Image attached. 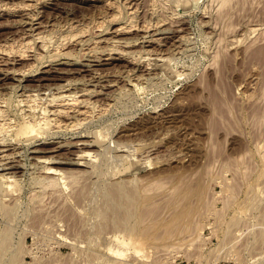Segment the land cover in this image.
I'll list each match as a JSON object with an SVG mask.
<instances>
[{
	"label": "rangeland",
	"instance_id": "obj_1",
	"mask_svg": "<svg viewBox=\"0 0 264 264\" xmlns=\"http://www.w3.org/2000/svg\"><path fill=\"white\" fill-rule=\"evenodd\" d=\"M220 1L0 0V48L14 49L8 68L27 66L12 55L24 44L39 52L32 40L47 41L43 63H32L23 78L0 81L13 123L0 141L18 144L21 166L7 177L0 167V204L12 208L6 216L0 205V264H264V0ZM23 5L34 6L17 9ZM114 15L118 21H109ZM114 41H128L124 53L145 59L102 55L98 64L106 65L96 68L107 76L93 83L100 100L82 127L51 132L25 117L19 102L28 94L67 78L88 83V71L78 66L82 51L110 50ZM58 48L72 56L56 59L51 52ZM70 68L72 75L57 74ZM112 82L118 87L104 88ZM79 138L96 143L93 158L67 150ZM59 144L60 160L45 152L38 161L33 153ZM67 157L92 164L80 166L85 172L73 184L70 175L56 177L54 186L41 182L43 165ZM114 183L149 197L142 204L154 213H143L140 231L120 213ZM187 222L192 232L180 236Z\"/></svg>",
	"mask_w": 264,
	"mask_h": 264
},
{
	"label": "bare ground",
	"instance_id": "obj_2",
	"mask_svg": "<svg viewBox=\"0 0 264 264\" xmlns=\"http://www.w3.org/2000/svg\"><path fill=\"white\" fill-rule=\"evenodd\" d=\"M37 1V0H36ZM108 2H109V0H108ZM222 4H223V6H225V5H227V3L229 2L228 0H221L220 1ZM34 3V2H33ZM36 3V2H35ZM34 5H36V4H34ZM34 5H28V6H26V5H23V6H18L19 8H17V9H19L20 11H22V12H27L30 8H32ZM105 5H107L106 3H105ZM220 5V4H219ZM14 6V5H13ZM109 8H108V10L111 8L110 6H111V4L109 5H107ZM17 7V6H16ZM114 7V6H113ZM231 7V6H230ZM226 8V7H225ZM112 9V8H111ZM117 9V8H116ZM230 9V8H229ZM9 10V9H8ZM12 10V9H11ZM224 10V9H223ZM112 11H115V10H112ZM220 11V10H219ZM154 12V11H153ZM226 12V11H225ZM224 12V13H225ZM219 13V12H218ZM117 14V13H116ZM115 14V15H116ZM31 15V14H30ZM115 15L112 17V18H110V20L109 21H112L113 22V20H116L117 19V17H116V19H115ZM117 16V15H116ZM224 16V15H223ZM118 18H119V16H118ZM231 18V17H230ZM223 20V19H222ZM33 21V20H32ZM108 21V23H110L111 24V22H109ZM116 21H118V19L116 20ZM114 23H115V21H114ZM229 24V23H228ZM104 24L103 23H100L99 24V27L100 28H102V26H103ZM160 25V24H159ZM105 27V26H104ZM120 27V26H119ZM230 27V26H229ZM129 28H132V21L131 22H129L127 25H125V27H122V28H119V29H116V31H115V33H116V35H118V34H121L122 35V33L123 32H127V30L129 29ZM146 29H147V27H146ZM146 29H143V30H145L146 31ZM148 31H149V28L147 29ZM84 31L85 32H87L88 30H86V29H84V30H82V34H84ZM252 31H256V29H252L251 30V32ZM250 32V31H249ZM37 33V32H36ZM143 33H144V31H143ZM232 33V32H231ZM261 33V32H260ZM146 34H148V33H146ZM145 34V35H146ZM158 34V33H157ZM156 34V35H157ZM162 34V33H161ZM227 34V33H226ZM152 35V34H151ZM144 36V35H143ZM149 36V35H148ZM145 37V36H144ZM150 37H153V35L152 36H150ZM73 39V38H72ZM143 39H145V38H143ZM152 39H154V38H152ZM181 39V38H180ZM249 39V38H248ZM32 40V39H31ZM53 40V39H52ZM68 40V39H67ZM149 40V39H148ZM154 40H156V38L154 39ZM154 40H152V41H154ZM70 41V40H69ZM110 41H112V40H110ZM147 41V40H146ZM158 41H161V40H158ZM226 41V40H225ZM232 41V40H231ZM45 42H47V41H45V37H42V36H40V35H37V37H35L33 40H32V43H31V46L32 45H34V44H36V50L38 49V51L39 52H31L30 51V48H31V50H33L32 49V47H30V41H29V43H26V44H24L25 45V47H23V48H26V50L27 51H23V48H22V51H18L17 50V52L15 53V54H12V55H15L14 57H15V59H16V63L18 62H21V61H24V59L25 60H28L29 62H28V64H26L27 66L26 67H24L23 69H21L20 68V70H11V67L10 68H8L7 67V65H8V62H11V61H9L8 60V58L10 57V55H9V53L11 52V51H14V49H12L13 47V45L11 46V48H9L8 46H6V47H4V48H0V81H3L4 79H5V77L7 76V75H10V74H13L14 76H16V77H18V79L19 78H23L24 77V75L25 74H27V73H29L28 71H30L31 69H32V66H31V64L32 63H34L35 64V62H40V63H43V53L44 52H47V47H46V45H47V43H45ZM77 42V41H76ZM88 42V41H87ZM123 42V41H122ZM121 41H114V43H113V49H111L110 48V50H104V51H100V49H98V48H88L89 50H86V51H82L83 52V54H82V56L84 57V60L82 61V63H80L78 60L76 61H74V62H72L71 61V63H69L68 61V63L66 62V63H63L64 65H66V66H75V65H78V62L80 63V65H78V66H81L80 68H82L80 71H82V70H84V71H88V74L90 75L89 77H90V79L87 81L88 83H86L85 81H82V82H77V81H74V80H63L62 81V83L61 84H58L57 83V85H55L54 87H49L48 89L46 88V92H42V93H30V94H26L27 96L23 99V100H19L20 102V106H22L23 108V111L22 112H24V115H25V117L28 119V120H32V122H33V120L34 119H38L39 121H43L45 124H46V130L48 129V130H51V132L53 131V132H61V131H65L66 133L67 132H72L73 133V131H75V130H77L78 128L77 127H82V126H79L80 124H81V122H85L84 120L85 119H87L88 118V114L90 113L91 114V112H90V110L96 105L97 106V101H99L100 99H96L100 94H99V92H97L96 90H95V88L93 87L94 85H93V83L94 82H100V83H102V82H104V80H105V76H107L105 73H103V72H100L99 71V69L98 68H96V67H98V66H102V65H104V64H102V65H100V64H98V62H99V60L101 59V57H102V55H107V56H113V55H118L120 58L121 57H125V58H127V59H129L130 61L129 62H131V63H135V64H137L138 62L140 63V61H142V60H144L145 58L143 57V56H140V57H136V56H138V55H136L135 56V54L134 55H131V51L129 52L130 54H125L124 53V48H125V46L126 45H128L129 43H122ZM148 42V41H147ZM150 42H151V40H150ZM220 42V41H219ZM238 42V41H237ZM236 42V43H237ZM61 43V42H60ZM152 43V42H151ZM150 43V44H151ZM155 43H157L156 41H155ZM46 44V45H45ZM100 44V43H99ZM174 44V43H173ZM131 45V44H130ZM23 46V45H22ZM21 46V47H22ZM29 46V47H28ZM97 47V46H96ZM14 48H15V46H14ZM49 48V47H48ZM16 49H18V48H16ZM20 49V48H19ZM109 49V48H108ZM122 49V50H121ZM82 50V49H81ZM50 52V51H49ZM53 53V56L56 58V59H58V58H63V57H71L72 55L70 54V53H67V52H65L64 51V49H61V48H58V49H54V50H52V52H51V54ZM136 53H138V52H136ZM141 54V53H140ZM147 55V54H146ZM77 57V56H76ZM79 57V56H78ZM83 57H82V59H83ZM150 57V56H149ZM157 57V56H156ZM49 58V57H48ZM103 58V57H102ZM152 58V57H151ZM160 58V57H159ZM159 58H157V60L159 59ZM10 59V58H9ZM52 59V58H51ZM65 59V58H64ZM72 59V58H71ZM107 60H108V58H106ZM126 59V60H127ZM12 60V59H11ZM53 60H55L54 58H53ZM62 60V59H61ZM102 60V59H101ZM148 60V59H147ZM150 60V59H149ZM165 60V59H164ZM13 61H15V60H13ZM84 61H86V62H84ZM103 61V60H102ZM102 61H100V62H102ZM158 61H161L160 59L158 60ZM162 61H163V59H162ZM161 61V62H162ZM166 61V60H165ZM164 61V62H165ZM218 61V60H217ZM60 62H62V61H60ZM84 62V63H83ZM137 62V63H136ZM15 63V64H16ZM23 63V62H22ZM58 63V62H57ZM107 63V62H106ZM109 63V62H108ZM107 63V64H108ZM138 63V64H139ZM153 63V62H152ZM10 64V63H9ZM24 64V63H23ZM23 64H22V67H23ZM33 64V65H34ZM36 65V64H35ZM106 65V64H105ZM141 65V64H140ZM138 66V65H137ZM17 68V67H16ZM73 68V67H72ZM148 68V67H147ZM150 68V67H149ZM148 68V69H149ZM65 69V68H64ZM67 69V68H66ZM136 69V68H135ZM144 69V68H143ZM142 69V70H143ZM154 69V68H153ZM33 70V69H32ZM147 70V69H146ZM152 70V69H151ZM53 71V70H52ZM118 71V70H117ZM122 71H124V70H122ZM129 71V70H128ZM145 71V70H144ZM74 71H72L71 72V68H70V70L68 69L67 71H65V70H62V71H59L58 70V72H57V74L58 73H63V74H70L71 73V75H72V73H73ZM83 72V71H82ZM126 72V71H125ZM146 72V71H145ZM148 72V71H147ZM152 72V71H151ZM86 73V72H85ZM118 73V72H117ZM121 73V72H120ZM135 73V72H134ZM75 74V73H74ZM130 74V73H129ZM128 74V75H129ZM133 74V73H132ZM148 74V73H147ZM150 74V73H149ZM134 75V74H133ZM138 75V74H137ZM142 76H143V74H142ZM142 76L141 77H138V78H136V81H139V80H142V79H144V78H142ZM150 76V75H149ZM88 77V78H89ZM114 77H116V76H114ZM134 77V76H133ZM124 78V77H123ZM126 78V77H125ZM135 78V77H134ZM52 80V79H51ZM76 80V79H75ZM80 80V79H79ZM121 81H125V80H121ZM107 82V81H106ZM117 82V81H116ZM116 82L114 83V82H112L111 84H107V86L105 85L104 86V88L106 87H109V88H114V87H116L117 85H116ZM126 82V84H128V85H131L132 83H133V80H129V82L128 81H125ZM135 82V81H134ZM103 84V83H102ZM92 86V87H91ZM100 87V86H99ZM118 87V86H117ZM129 87H132V86H129ZM3 89V88H2ZM120 89V88H119ZM31 90H33V89H31ZM35 91V90H34ZM39 92V91H38ZM99 94V95H98ZM98 95V96H97ZM2 98V97H1ZM0 98V134H5L7 131H8V129H12V126H11V124L13 125V123L9 120V116H8V100L7 99H1ZM4 98V97H3ZM18 100V99H17ZM18 103V104H19ZM34 104H36V106L34 105ZM99 104V103H98ZM103 105V104H102ZM107 105V104H106ZM101 106V105H100ZM98 108H99V106H98ZM97 108V109H98ZM103 108V107H102ZM96 109V108H95ZM96 109V110H97ZM93 110V109H92ZM91 110V111H92ZM107 110V109H106ZM94 111V110H93ZM95 112V111H94ZM102 113V112H101ZM23 114V113H22ZM92 114H93V112H92ZM91 116V115H90ZM91 118V117H90ZM261 118V117H260ZM27 119H25L26 121H27ZM88 120V119H87ZM90 120V119H89ZM36 120H34V122H35ZM91 121V120H90ZM42 122V123H43ZM87 123V122H86ZM38 124V123H37ZM36 124V125H37ZM82 125H83V123H82ZM18 129V128H17ZM29 130V128L27 129V130H25V131H28ZM38 131H40V130H38ZM12 132V131H11ZM20 132V131H19ZM16 133V132H15ZM25 133V132H24ZM102 133V132H101ZM107 133V132H106ZM20 134V133H19ZM33 134V133H32ZM7 135V134H6ZM35 135H36V133H35ZM101 135V134H100ZM5 136V135H4ZM32 136V135H31ZM3 137V136H2ZM6 137V136H5ZM23 137V136H22ZM89 137H91V136H89ZM26 138V137H25ZM88 138V137H87ZM87 138H79L75 143H70L69 145H64L65 147H67V150H68V148L69 147H75V148H77V150H78V155L80 154L81 156L82 155H84V156H91V158H93L92 157V154H91V152H90V150H91V147L93 146L94 147V145L96 144V143H92L91 141L93 140H91L90 141V139H87ZM97 138V137H96ZM135 138V137H134ZM3 141H0V167L2 168V170L4 171L3 173H4V175H3V177H7L8 176V174L10 175V174H16L17 172H19L18 171V169L21 167L20 166V149L17 147V145L15 146V145H13L10 141H8V140H6V139H2ZM13 142V141H12ZM56 142V141H55ZM69 143V142H68ZM68 143H66V144H68ZM63 144H65V143H63ZM63 144H62V146L59 144V146H54V147H52L51 148V150L50 151H40V150H36V151H34L33 153L36 155V157L39 155V156H41L40 155V153H47V152H49L50 154V157H48V159H58V155L57 156H55L56 155V152L61 148V147H64L63 146ZM58 145V144H57ZM74 148V149H75ZM70 149H72V148H70ZM120 149V148H119ZM33 150V149H32ZM76 150V149H75ZM93 151H94V149H92ZM99 150V149H98ZM97 151V150H96ZM119 151V150H118ZM38 153V154H37ZM59 154V153H58ZM45 154H43L42 155V157L44 156ZM48 155V154H47ZM48 155V156H49ZM39 156H38V161H39ZM83 156V157H84ZM96 157V156H95ZM262 157V156H261ZM41 158V157H40ZM61 158V157H60ZM65 158V157H64ZM69 157H67V159H66V161L64 162V161H62V162H56V163H53V164H48V165H43V169L41 170L42 172H43V180L41 181V182H47V184H46V182H45V184L46 185H49V184H52L53 186L54 185H56L55 183H56V181H57V178L56 177H58V176H65V179H66V175H70V177H71V179L72 178H75L76 177V175L77 174H83L85 171H82V169L84 168H82V169H79V168H81L80 166H85L84 164H87V166L88 165H90L89 163H91V162H89V161H84L83 162V160H82V162L81 161H75V160H71V158L70 159H68ZM87 158V157H86ZM105 158V157H104ZM36 159V158H35ZM43 159V158H42ZM47 159V158H46ZM133 159V158H132ZM58 160H60V159H58ZM64 160V159H63ZM80 160V159H79ZM134 160H136L135 158H134ZM263 160V159H262ZM37 161V162H38ZM37 162H36V164H37ZM64 162V163H63ZM118 162V161H117ZM40 163V162H39ZM121 163V162H120ZM44 164V163H43ZM58 164H65V165H67V166H69V167H75L76 169H78V172H73V171H68V172H66V171H62L60 168H58L57 166H58ZM92 164V163H91ZM140 164V163H139ZM25 165V164H24ZM42 165V164H41ZM40 165V166H41ZM57 165V166H56ZM60 166V165H59ZM100 167V166H99ZM74 168V169H75ZM75 169V170H76ZM69 170H72V169H69ZM63 172V173H62ZM64 172H66L65 174H64ZM245 172V171H244ZM78 176V175H77ZM85 176V175H84ZM245 176V175H244ZM79 177V176H78ZM2 178V177H1ZM10 178V177H9ZM69 177H67V179H68ZM17 179V178H16ZM62 180H63V178H62ZM61 180V181H62ZM73 180V179H72ZM79 180V179H78ZM39 181V180H38ZM60 181V180H59ZM67 181V180H66ZM63 182V181H62ZM135 182H137V181H135ZM58 183V182H57ZM71 183V182H70ZM74 183V180H73V182H72V184ZM155 183V182H154ZM156 184H158V183H156ZM42 185H43V183H42ZM60 185V184H59ZM59 185H57V187L59 186ZM142 185V184H141ZM41 186V185H40ZM44 186V185H43ZM52 186V187H53ZM135 186V185H134ZM133 186V187H134ZM158 186V185H157ZM113 187V190L115 191L114 193L116 194V196L119 198V203L120 204H118V206L120 207H118L119 208V210L120 209H122L123 211H120V213L121 212H124L123 214H124V220L126 219L127 221L126 222H128V223H130L133 227V229L134 230H139L140 229V227H142L141 226V224L143 225L145 222H143L146 218H145V216H150L149 215V212L150 213H154L153 211L154 210H146V208H147V206L145 207V203H148L149 204V202H145L144 200H148L149 199V197H147L146 196V198H145V196H143V195H141L140 196V194H139V190L137 191L136 189H135V187L133 188V189H131L130 187V189L129 190H126V189H128V188H126L125 189V187H123L122 185H120V184H115L114 183V185L112 186ZM158 188V187H157ZM160 188V187H159ZM162 188V187H161ZM57 189V188H56ZM141 189H143V188H141ZM60 190V189H59ZM74 190V189H73ZM111 190V189H110ZM71 191V190H70ZM81 192V191H80ZM145 192V191H144ZM201 192V191H200ZM61 193V192H60ZM202 193V192H201ZM207 194V193H206ZM33 195V194H32ZM82 195V194H81ZM101 195V194H100ZM208 195V194H207ZM144 197V198H143ZM144 200H143V199ZM15 199V198H14ZM41 199V198H40ZM187 199V198H186ZM199 199V198H198ZM38 200V199H37ZM117 200V199H116ZM175 200V199H174ZM32 201V200H31ZM99 201V200H98ZM145 202V203H143L142 204V202ZM173 201V200H172ZM205 202V201H204ZM100 204V203H99ZM115 204V203H114ZM117 204V203H116ZM141 204H142V206H141ZM172 204V203H171ZM1 206H2V208H3V210L4 211H6V213H8L9 211H10V209L12 210V208L10 207V206H7V205H2V203L0 204ZM9 205V204H8ZM254 205V204H253ZM117 206V205H116ZM144 206V208H145V211L143 210L144 208H142ZM255 206V205H254ZM99 207V206H98ZM97 207V208H98ZM13 208H14V206H13ZM251 208V207H250ZM110 209V208H109ZM3 210H0V211H3ZM18 211V210H17ZM110 211V210H109ZM11 212V211H10ZM97 212V211H96ZM116 212V211H115ZM145 212H148V213H146L145 215L143 214V213H145ZM24 213V212H23ZM191 213V212H190ZM9 214L10 213H8V214H6V216L8 215L9 216ZM34 215V214H33ZM153 215V214H152ZM154 216V215H153ZM96 218V217H95ZM109 218V217H108ZM145 218V219H144ZM15 219V218H14ZM106 220V219H105ZM109 220V219H108ZM157 220V219H156ZM143 222V223H142ZM155 222V221H154ZM103 223V222H102ZM118 223L120 224V223H122V222H119L118 221ZM159 223V222H158ZM239 223V222H238ZM115 224V223H114ZM237 224V223H236ZM153 225H154V223H153ZM184 225V224H183ZM182 225V226H183ZM238 225V224H237ZM182 226H180L179 228H181ZM106 227V226H105ZM177 227V226H176ZM191 224L189 223V222H187V224L186 225H184V227L183 228H181V230L179 229H177L179 232L181 231V232H186V233H188L189 231H191ZM104 228V227H103ZM146 228V227H145ZM102 229V228H101ZM149 229V228H148ZM105 230V229H104ZM177 230H175V232L174 233H176V231ZM233 230V229H232ZM140 231V230H139ZM6 232H7V230H6ZM170 232V231H169ZM168 232V233H169ZM180 232V236L182 235V233ZM192 232V231H191ZM4 233V232H3ZM141 234H142V232H140ZM171 233V232H170ZM178 233V232H177ZM230 233V232H229ZM258 234V233H257ZM172 235V233L170 234V236ZM261 235V234H260ZM169 236V235H168ZM173 236V235H172ZM175 236V235H174ZM7 237H9L8 236V233H6L4 236H3V241H5L6 242V239H7ZM158 237V236H157ZM260 237V241H261V243L262 244H264V234H262L261 236H259ZM11 238V237H10ZM169 238V237H168ZM159 239H160V237H159ZM167 240V239H166ZM3 241H1V242H3ZM160 241V240H159ZM156 242V241H155ZM6 244V243H5ZM258 244V243H257ZM1 245H3V244H1ZM0 245V246H1ZM161 246V245H160ZM109 248V247H108ZM166 248V247H165ZM22 251V250H21ZM3 253V252H2ZM93 256V255H92ZM101 256V255H100ZM86 257V256H85ZM96 258V257H95ZM1 261V260H0ZM91 261V260H90ZM118 264V263H117Z\"/></svg>",
	"mask_w": 264,
	"mask_h": 264
}]
</instances>
